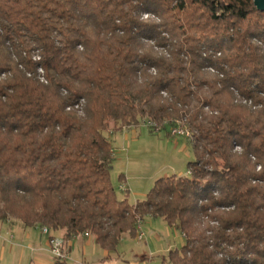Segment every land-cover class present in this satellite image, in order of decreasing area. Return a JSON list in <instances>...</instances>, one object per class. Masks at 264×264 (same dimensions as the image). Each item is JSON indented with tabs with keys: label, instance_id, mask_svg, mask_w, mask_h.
Returning <instances> with one entry per match:
<instances>
[{
	"label": "trees",
	"instance_id": "trees-1",
	"mask_svg": "<svg viewBox=\"0 0 264 264\" xmlns=\"http://www.w3.org/2000/svg\"><path fill=\"white\" fill-rule=\"evenodd\" d=\"M150 122L188 130L196 159L130 204L105 134ZM146 218L183 235L171 264H264V12L0 0V221L89 234L110 257Z\"/></svg>",
	"mask_w": 264,
	"mask_h": 264
},
{
	"label": "rangeland",
	"instance_id": "rangeland-1",
	"mask_svg": "<svg viewBox=\"0 0 264 264\" xmlns=\"http://www.w3.org/2000/svg\"><path fill=\"white\" fill-rule=\"evenodd\" d=\"M75 109L80 115L84 112L82 104ZM151 127L143 123L105 134L114 152L113 185L118 197L127 196L130 204L144 200L160 178L188 175V164L196 159L189 139L172 136L160 126L152 127L154 131ZM6 223L0 221V264H55L54 257L44 250L48 242L41 228ZM141 228L145 233L142 240L139 231L135 237L126 235L110 257L95 242L84 245L78 240L71 259L64 264H171L168 253L183 246V235L162 219L146 218Z\"/></svg>",
	"mask_w": 264,
	"mask_h": 264
},
{
	"label": "built area",
	"instance_id": "built-area-1",
	"mask_svg": "<svg viewBox=\"0 0 264 264\" xmlns=\"http://www.w3.org/2000/svg\"><path fill=\"white\" fill-rule=\"evenodd\" d=\"M152 127L155 126L154 123H149ZM172 136L175 137H183L190 139L191 138V133L184 129L183 127H175L170 131ZM138 239L142 240L145 236V233L143 232L141 228V223L138 224ZM42 233L48 237V242H49V252L50 254L54 257L55 262H68L71 259L70 252L67 247V243L63 238L52 236L51 231L47 227H43ZM85 237H89V234H85Z\"/></svg>",
	"mask_w": 264,
	"mask_h": 264
},
{
	"label": "crops",
	"instance_id": "crops-1",
	"mask_svg": "<svg viewBox=\"0 0 264 264\" xmlns=\"http://www.w3.org/2000/svg\"><path fill=\"white\" fill-rule=\"evenodd\" d=\"M14 223L15 222L12 221V222H7L6 224L12 225ZM36 228H41V227H36ZM56 236L62 238L64 236V232H59V233L56 234ZM46 240L48 242V237L47 236H46ZM78 240H82V242H83L84 245L89 244V242H94V240H93L92 237L82 236V237L74 238V239H72V240H70V241L67 242V247H68V250H69L70 253L72 252L73 247L76 246V242ZM44 250L49 252V242H48L47 249H44ZM20 258L22 259V258H24V256L23 255H20Z\"/></svg>",
	"mask_w": 264,
	"mask_h": 264
},
{
	"label": "water",
	"instance_id": "water-1",
	"mask_svg": "<svg viewBox=\"0 0 264 264\" xmlns=\"http://www.w3.org/2000/svg\"><path fill=\"white\" fill-rule=\"evenodd\" d=\"M254 4L259 11L264 12V0H254Z\"/></svg>",
	"mask_w": 264,
	"mask_h": 264
}]
</instances>
